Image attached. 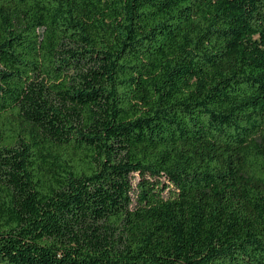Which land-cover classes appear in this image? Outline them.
Instances as JSON below:
<instances>
[{
	"label": "trees",
	"instance_id": "trees-1",
	"mask_svg": "<svg viewBox=\"0 0 264 264\" xmlns=\"http://www.w3.org/2000/svg\"><path fill=\"white\" fill-rule=\"evenodd\" d=\"M0 264H264V0H0Z\"/></svg>",
	"mask_w": 264,
	"mask_h": 264
}]
</instances>
